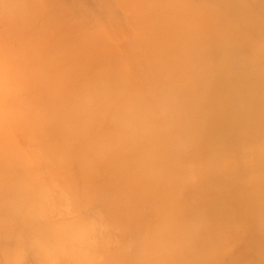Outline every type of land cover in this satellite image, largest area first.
<instances>
[{"label":"bare ground","instance_id":"1","mask_svg":"<svg viewBox=\"0 0 264 264\" xmlns=\"http://www.w3.org/2000/svg\"><path fill=\"white\" fill-rule=\"evenodd\" d=\"M116 6L113 37L85 33L97 123L63 164L94 168L86 188L133 237L101 264H264V0Z\"/></svg>","mask_w":264,"mask_h":264},{"label":"rangeland","instance_id":"2","mask_svg":"<svg viewBox=\"0 0 264 264\" xmlns=\"http://www.w3.org/2000/svg\"><path fill=\"white\" fill-rule=\"evenodd\" d=\"M122 27L116 0H0V264H101L135 247L86 188L94 168L63 165L97 123L80 91L85 33Z\"/></svg>","mask_w":264,"mask_h":264}]
</instances>
